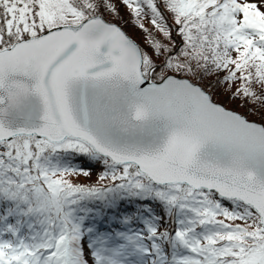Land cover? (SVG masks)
Wrapping results in <instances>:
<instances>
[{"label": "snow or ice", "instance_id": "6c2138e0", "mask_svg": "<svg viewBox=\"0 0 264 264\" xmlns=\"http://www.w3.org/2000/svg\"><path fill=\"white\" fill-rule=\"evenodd\" d=\"M0 264H264V0H0Z\"/></svg>", "mask_w": 264, "mask_h": 264}, {"label": "trees", "instance_id": "16d2710c", "mask_svg": "<svg viewBox=\"0 0 264 264\" xmlns=\"http://www.w3.org/2000/svg\"><path fill=\"white\" fill-rule=\"evenodd\" d=\"M121 15L124 17V21H118V23L121 24V26L124 28L126 32H128L129 35H131L133 38L137 39L139 43L142 44L143 46V41H142V33L138 29H134L129 23H125V21H129L130 17L128 15V12L123 6H121ZM147 24V21H146ZM229 107H235V105H229ZM242 110V109H241ZM102 171V168L100 166H97L92 170V176L91 179L88 178H81V182L83 183H94L96 180V177L98 173Z\"/></svg>", "mask_w": 264, "mask_h": 264}]
</instances>
